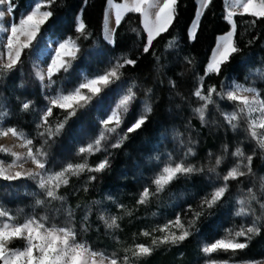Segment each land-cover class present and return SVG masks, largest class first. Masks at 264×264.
I'll list each match as a JSON object with an SVG mask.
<instances>
[{"label":"snow or ice","instance_id":"snow-or-ice-1","mask_svg":"<svg viewBox=\"0 0 264 264\" xmlns=\"http://www.w3.org/2000/svg\"><path fill=\"white\" fill-rule=\"evenodd\" d=\"M177 2L178 0H162V3L160 0H123L122 3H118L116 0H106L105 39L109 43L115 44V29L108 28L110 12L114 11L117 28L127 13H136L141 17L142 31L146 33L142 50L144 53H149L153 47V41L173 25ZM211 2L212 0H200L198 16L203 14V10ZM56 3L57 0H31V6L19 17L18 21H9L8 24H4L2 23L3 18L6 14H13L15 6L13 0H0V78L15 70L21 63L24 50L32 47L33 42L40 35L42 27L54 15L51 8ZM236 9H242L240 13L242 15L255 18L251 21L252 24H255L256 20H264V0H234L225 17L231 25V30L226 35L219 37L211 60L207 64L205 76L209 73L220 75L222 66L229 62L234 54L241 51L234 40L236 24L233 18L236 15ZM198 23L197 20L196 25L192 28L190 34L192 39H195ZM132 31L136 32L138 36L140 35L138 29L133 28ZM75 32L79 35L75 38L66 37L58 43V47L53 49L54 55L50 56V63L46 68L36 67L35 78L40 81L43 88H52L56 84L53 77L62 70L67 73L71 69L72 61L77 58V53L80 51L77 41L81 37L88 39L91 35L86 31V25L81 15H77L75 18ZM175 46V40H169L166 48ZM152 54L155 55V53ZM156 59L159 60V57ZM188 62L191 63V60ZM136 63V59L122 56L114 63L110 62V66L102 73H96L91 77L82 76L70 89L59 88L55 94L46 96L47 104L39 110L36 117V129L38 130L36 137H30L23 129H18L14 125H5L4 120L9 112L0 102V139L11 136L19 141L12 147L0 145V154L11 157V160L7 162L0 158V178L6 181L20 179L34 181L36 188L39 189V192L32 193L36 197L35 206L45 210L42 215H27L22 222H18L16 216L0 206V264H137L140 259L150 256L155 247L181 244L193 234V230L199 231L196 228L197 222L202 216L211 215L207 210L214 208L224 199L229 191V181L239 180L241 177L252 174L255 150L252 154H246L242 147L237 146L230 153L232 157L237 158L236 163L221 174L217 169L229 154L227 144L223 145L225 155L215 156L213 162V154L209 152L208 162L197 166L188 162L190 157L196 155L194 141L189 139L185 145V142L181 140L180 144L184 150L180 158H177L173 153H168L162 161L159 155L154 157L156 161L160 162V166L153 175L151 184H146L138 193L136 203L147 205L181 176L188 177L198 173H208L212 174L216 180L223 181L214 184L197 208L193 209L190 205L188 206V212L191 213L190 218L182 219L177 214L173 219H169L151 230H143L140 234L144 237H152L151 243L149 245L133 243L123 249V256L116 252H106L94 248L86 240L78 238L82 233L88 231L91 208L85 211L78 230L74 225V210L67 204L66 196L60 194V189L66 187L73 176L80 177L85 172L101 173L110 168V149L120 148L128 139V134L141 129L148 121L153 110L150 100L152 89H146L145 95L149 99L143 102L140 111L134 115L129 126L122 130L121 125L124 124L125 117L137 100V93L134 91L136 88L134 83L131 85L117 84L113 93L119 94L118 102L106 109L105 115L100 120L101 129L96 138L90 140L86 145L78 147L76 155L82 157L81 160L68 161L58 170H53L49 167V149L51 143H54L55 138L63 131L68 120L75 116L78 110L87 108L104 89L121 81V77L124 75L122 70L127 66L135 67ZM257 72L261 77H264V69H257ZM169 83L175 87L173 81H169ZM192 95L201 102L198 107L193 108V112L198 116L202 126L209 124L206 113L209 106L214 105L233 132L241 126V120H244L247 125L245 129L247 137L255 142L257 148L264 151V99H261L257 88L235 81L228 85L221 84L219 89L215 85L205 88L204 76H201ZM214 96L219 100L234 102L235 109L232 111L222 110ZM32 107L31 101H22L20 104L22 112H27ZM53 109H60L67 115L62 120L50 122L49 117L53 116ZM36 138L40 139L38 145L34 143ZM14 147L25 151H13ZM96 153H104V155L94 165L90 164L89 157ZM29 163L34 167L26 168L25 165ZM209 178L211 179V176ZM95 179L96 176L89 175L85 184L91 183ZM261 189L264 190V178H262ZM87 190L88 188L85 186L84 191ZM57 202L59 203L57 204ZM235 202L238 207L234 215L252 217L251 223H242L238 228H226L224 236L206 243L201 249L207 257L204 264H241L240 261L231 257L223 260L212 258V254L231 252L235 255L238 251L246 249L252 238L260 235L264 228V224L261 223L264 221V200L258 198L251 187L247 189L246 193L237 197ZM253 202L259 205L260 214H257ZM94 203L99 204L100 202L95 201ZM117 206L121 209L125 207L124 205ZM79 207L77 205V208ZM20 211L22 212L23 209ZM61 215L64 219L58 221L57 218ZM127 215H132L131 210L127 211ZM97 218L104 223L106 229L120 228L118 223L122 218L120 216L106 214L105 210H101ZM156 232L162 235L153 236V233ZM14 239H23L24 246L9 247Z\"/></svg>","mask_w":264,"mask_h":264},{"label":"trees","instance_id":"trees-1","mask_svg":"<svg viewBox=\"0 0 264 264\" xmlns=\"http://www.w3.org/2000/svg\"><path fill=\"white\" fill-rule=\"evenodd\" d=\"M28 1L13 0L15 6L14 13L11 14L13 21H18L19 14L25 9ZM116 2L120 3L121 0ZM105 9L106 0H57V3L52 5L51 10L54 15L42 27L32 47L24 50L21 63L15 70L0 78V102L9 112L4 124L14 125L18 129H23L30 137H36L38 130L36 123H33V119L34 121L36 119L31 112L33 107H40L44 103L38 84L32 75L29 59L33 54L47 49L49 40H56L59 43L66 37L75 38L79 35L75 32V18L81 15L86 31L91 35L88 39L81 37L77 41L80 47L77 58L72 61V67L67 73L62 70L53 77L56 84L51 88L52 93L55 94L59 88L70 89L82 76L91 77L92 71L102 73L110 66V62L114 63L118 58L127 56L137 60L136 66L125 67L122 70L124 75L121 81L104 89L89 106H98L100 110L110 105L114 106L119 98V94L113 93L117 84L134 83L137 100L131 106L130 112L134 115V112L139 110L137 106H142L143 102L149 99L145 95L148 88L152 89L150 100L153 110L141 129L128 134V139L120 148L110 149V168L101 173H92L91 175L96 176V179L91 183L72 182L67 185L68 188L62 189L69 202L68 205L74 210V225L78 230L85 211L91 208L88 231L78 238L86 240L92 247L101 250L126 247L131 242L149 245L152 237H144L140 233L163 224L164 222L161 223V221L164 212L171 213L169 219H173L177 214L182 219L191 217L188 206L197 208L205 194L211 191L204 173L188 177L181 176L147 205L136 203L141 190L132 176L131 167L137 161L136 154L145 152L151 144L172 146L175 140L178 143L181 140L186 143L191 139L194 141L196 155L190 157L188 162L197 166L208 162L209 152L213 154V159L217 155H225L224 144L229 146V154L226 155L222 165H229L232 158L230 153L237 146L242 147L247 154H252L255 150L252 174L241 177L239 180L229 181V191L224 199L214 208L207 210L211 215L206 214L197 222L196 228L199 231L193 230V234L181 244L155 247L150 256L137 261V264H201L206 259L201 252V247L220 237L229 221L226 216L227 211L223 208L227 196L237 193L242 184L250 182L258 198L263 200L256 175L263 170L264 151L257 148L255 142L247 137L245 121L241 120V126L233 132L214 105H210L206 113L209 124L202 126L198 116L193 112V108L198 107L201 102L192 93L198 84L199 77L204 76L205 88L215 85L219 89L221 84L228 85L235 81L257 88L261 99H264V77L257 72V69H264V20H256V23L252 24L251 21L255 18L248 15H236L234 40L241 51L234 54L230 61L222 66L220 75L210 73L205 76L206 66L216 39L230 30L228 23L224 20V0H212L205 8L193 40L189 38L188 31L195 18L196 0H178L173 25L153 41V47L149 53H144L142 50L146 33L142 31L141 17L136 13L125 15L119 27L115 28V44L112 46L107 44L103 40ZM133 28L140 31L139 36L132 31ZM169 40H175L176 46L166 48ZM156 57H159V60ZM189 60L191 63L188 62ZM169 81H173L175 87H172ZM214 99H217L220 108L224 111L235 109L234 102L219 100L215 96ZM22 101H31L33 107L27 112H22L20 110ZM84 109L78 110L77 114L68 120L63 129L65 134L72 130L76 133L78 125L75 128V124ZM131 113V117H128V114L125 117V126H128L132 120ZM65 115H67L66 112L53 109V116L49 117V121L62 120ZM99 115L102 116V113L100 112ZM85 118L83 121L87 125L82 126L88 134L92 129V122L89 117ZM34 143L38 145L40 139L36 138ZM103 155L92 156L91 164L97 163ZM4 184V181L0 180V189ZM85 186L88 188L87 191H84ZM72 187H78V189L73 191L70 189ZM105 195L111 197L107 201L108 204L125 206L119 209L122 211V218L119 220L120 228L116 232L115 241L111 240L112 236L103 230L97 220V206L94 202ZM170 195L174 196L170 201L171 204L168 200ZM1 197L0 193V201H2ZM166 204H169L170 209L164 208ZM77 205L80 207L77 208ZM128 210H131L132 215H127ZM234 221L239 222L237 219ZM159 235V232L153 233V236ZM240 239L243 240V238ZM15 242L19 241H12L9 247L15 248L17 246ZM230 257L241 263L263 260L264 228L260 235L252 238L246 249L238 251L235 255L231 252L212 254V258L220 260Z\"/></svg>","mask_w":264,"mask_h":264},{"label":"rangeland","instance_id":"rangeland-1","mask_svg":"<svg viewBox=\"0 0 264 264\" xmlns=\"http://www.w3.org/2000/svg\"><path fill=\"white\" fill-rule=\"evenodd\" d=\"M225 1H226L225 2L226 6H224V9H225V17H226L227 11L230 10V5L232 3H234V0H225ZM30 6H31V0L28 1L25 9L22 10L21 13L19 14V17L21 15H23L25 13L26 9L29 8ZM235 11H236V15H242V14H240L242 12V9H236ZM109 16H110V14H109ZM224 20L227 22V20L225 18H224ZM9 21H13L12 15L6 14L5 17L3 18L2 23L8 24ZM111 23H112V19H111V17H109L108 27ZM228 25H229L230 30H231V25L229 23H228ZM103 32H104V26H103ZM226 34H224V35H226ZM188 36H189V33H188ZM219 37L216 39V43H215V47H214L213 51L216 48V44L218 42ZM189 38L191 40H193L191 38V36ZM103 40L105 41L104 36H103ZM106 43L110 46L113 45V44L108 43V42H106ZM56 47H58V42L56 40H49L47 43V49H45L39 53L33 54L29 59L32 75L38 84V87H39L40 93H41V97H42V101L44 103V105H42L40 107H33V110L31 113H32L33 118H35V119L37 117L39 110L44 108L45 105L47 104L46 96L53 95L51 88L50 89L43 88L41 86L40 81L35 78V70H36V67L46 68L47 64L50 63V56L54 55L53 49H55ZM213 51L211 52V55H210L208 62H210V60H211ZM96 73H98V72L92 71V73L90 75L93 76ZM45 83H47V81H45ZM108 107L109 106H107L106 108H104L102 110H100L98 108V106H94V105L89 106L87 109L82 108V109H84L81 113L82 115H80V119H78V121L75 124V128H76V125H78L76 133L74 130H72L71 132L67 131L66 134L63 131V132H61V134L58 137L55 138L54 143L50 142L51 147L49 149V152H50L49 167H51L53 170H58L63 164H65L68 161L76 162V161H79L82 159V157H79L76 155L77 149L80 145H86L90 140L95 139L96 136L99 134V131L101 129L100 120L105 115V111ZM137 109H139V110L134 112V115L140 111L141 106L138 105ZM100 112L102 113V116L99 115ZM130 113L131 112L129 111L128 117H131ZM134 115L132 114V119H133ZM85 117H87V118L89 117V119H91V122H92V129L90 130V132L88 134L85 131V127L82 126V125H87V123L84 122L86 119ZM33 123H36V120L34 121V119H33ZM126 123L128 124V122H126ZM126 127L127 126H125V122H124V124L121 125V129L122 130L126 129ZM81 132H83V133H81ZM62 135H64V136L61 137ZM113 139H115V137H113ZM18 143H19V141L12 138L11 136H9L7 138L0 139V145H6L9 147H12L13 145H17ZM109 143H111V141H109ZM179 143H178V141L175 140L173 142L172 146L170 144H169V146H166V145H163V146L160 145L159 146L156 143L151 144L150 147H148V149L145 152L142 153V151H141V152H138L136 154L137 156L135 157V160H137V161L131 167V172H132L133 178H135L136 181L138 182V185L140 186V190H142V188L146 184H151V179H152L153 175L156 173V171L158 170V167L160 166V162L156 161L154 159V157L159 155L161 157V161H162L167 156L168 153H173L177 158H180L184 149L181 147V144H179ZM186 144H187V142L185 143V145ZM13 151L23 152L25 150L21 149L19 147H14ZM245 153L247 154V152H245ZM97 154H104V153H96L95 155H97ZM92 156H94V155H92ZM91 157H89V163L90 164L93 161V160H91ZM0 158L5 160L6 162L11 160V157L3 155V154H0ZM236 160H237V158L232 157L229 165H221L220 168L217 169V171H219V172H221V174H223L228 168L234 166V164L236 163ZM25 167L26 168H33L34 166L29 163V164H26ZM91 174L92 173L85 172L80 177L73 176L70 178L69 184L72 182L76 183V182H80V181L86 182L87 177ZM204 175H206L207 185H209L211 189L214 186V184H219V183L223 182V181L216 180L212 174L204 173ZM210 176H211V179L209 178ZM256 176H257V180L259 183L258 187L261 191V194H262L263 200H264V190L261 189L262 178H264V167H263V170L261 171V173L257 174ZM0 180L4 181V183H5L3 188L0 189V193L2 196L1 197L2 201H0V203H1L0 206L7 209L12 215L16 216L18 222H22L23 219L25 218V216H27V215H32V214L42 215V214H44L45 210L43 208L36 207L35 203H34L36 197L34 195H32V193L39 192V189L36 188L34 181L26 180V179H20V180H15V181H6V180H3L2 178H0ZM250 184H251L250 182H246L245 184H242L241 188L238 190L237 193H232V194H229L227 196V200L225 201L223 208H224V210L227 211L226 216L229 218V221L227 222V225L223 228V232H222L221 236L225 235V229L226 228H238L242 223H251L252 217H237L234 215V212H235L236 208L238 207V205L235 202L236 198L241 196L243 193H246L247 189L249 187H251ZM66 188H68V187L66 186ZM62 189H65V187H62L60 189V194L64 195L62 192ZM70 189L73 191H76V189H78V187H72ZM71 190H69V191H71ZM173 198H174V196L170 195L168 197L169 202ZM98 201L100 203L96 204L97 216L101 210H105L106 214L116 215V216L122 217L121 216L122 211L121 210L119 211V209H121V208H119L117 205L112 206V205L108 204L109 202H107V201H109V197L107 195H105L103 198L99 199ZM66 202H67V204L69 203L67 199H66ZM58 203L59 202H57V204ZM170 204H171V202H170ZM253 207L256 208L257 214H260L261 210L259 209V205L255 202H253ZM158 208H159V205L157 206V209ZM164 208L170 209L169 204H166V206ZM164 208H162V211ZM21 209H23L22 212L20 211ZM168 211L170 212V210H168ZM170 214L171 213H165L164 212L163 218L161 216V218H162L161 223L167 221L171 216ZM172 215H174V214H172ZM57 219H58V221H63L64 217L61 215ZM236 219L239 222H235L234 220H236ZM97 220H98L99 224L101 225V227L103 228V230L109 236H112L111 240L115 241L117 239L116 238V232L119 229H115V230L106 229L104 223L102 221H100L98 218H97ZM95 223L96 222H94V224ZM118 223L120 224L119 221H118ZM261 223H264V221H261ZM160 235H162V234L160 233ZM220 237H218V238H220ZM13 241H19L18 243L15 242V244L17 245L16 247H23L25 244V241L23 239H14ZM133 243H135V242L129 243L126 247L132 245ZM11 244H12V242L10 243V245ZM204 245L205 244H203V246ZM165 246H170V245L166 244ZM126 247L122 246V247H119L118 249H115V248H113V249H106L105 248L104 249L103 248L102 250H104L106 252H116L118 255L123 256L124 255L123 249ZM202 247H201V249H202ZM201 252H202V250H201ZM202 254L204 255L203 252H202ZM204 257H205V255H204ZM205 258L207 259V257H205ZM204 261H205V259L203 260V262L201 264H204ZM241 264H249V262H243ZM250 264H264V259L263 260H257L254 262H250Z\"/></svg>","mask_w":264,"mask_h":264},{"label":"crops","instance_id":"crops-1","mask_svg":"<svg viewBox=\"0 0 264 264\" xmlns=\"http://www.w3.org/2000/svg\"><path fill=\"white\" fill-rule=\"evenodd\" d=\"M30 1V0H29ZM123 2V0H121V2L120 3H122ZM160 2L162 3V0H160ZM225 0H224V6H226V4H225ZM199 8H200V0H196V12H195V18H194V20H193V22H192V24H191V26H190V28H189V37L191 36L190 34H191V31H192V28L194 27V25H196V22H197V20H199L200 21V19H201V17H202V15H199L198 16V10H199ZM205 10V9H204ZM204 10H203V12H204ZM153 11H155V10H153ZM109 17H111V19H112V23L109 25V29H115L116 28V24H115V16H114V11H112V12H110V16ZM199 24V23H198ZM196 30H197V27H196ZM104 32H105V20H104ZM104 32H103V36H104V39H105V35H104ZM105 41L106 42H108L106 39H105ZM109 43V42H108Z\"/></svg>","mask_w":264,"mask_h":264}]
</instances>
